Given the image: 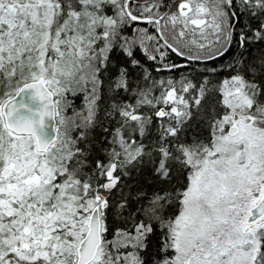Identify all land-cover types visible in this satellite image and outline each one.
Returning <instances> with one entry per match:
<instances>
[{"label": "snow or ice", "instance_id": "snow-or-ice-1", "mask_svg": "<svg viewBox=\"0 0 264 264\" xmlns=\"http://www.w3.org/2000/svg\"><path fill=\"white\" fill-rule=\"evenodd\" d=\"M0 264H264V0H0Z\"/></svg>", "mask_w": 264, "mask_h": 264}]
</instances>
